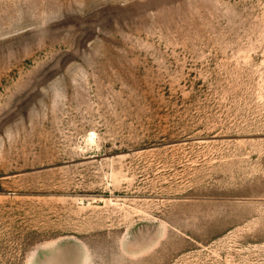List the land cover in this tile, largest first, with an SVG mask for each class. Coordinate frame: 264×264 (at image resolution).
<instances>
[{"label": "rangeland", "instance_id": "obj_1", "mask_svg": "<svg viewBox=\"0 0 264 264\" xmlns=\"http://www.w3.org/2000/svg\"><path fill=\"white\" fill-rule=\"evenodd\" d=\"M0 264H264V0H0Z\"/></svg>", "mask_w": 264, "mask_h": 264}]
</instances>
